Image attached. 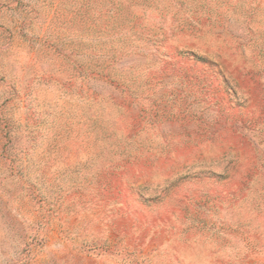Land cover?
I'll list each match as a JSON object with an SVG mask.
<instances>
[{
    "label": "rangeland",
    "instance_id": "rangeland-1",
    "mask_svg": "<svg viewBox=\"0 0 264 264\" xmlns=\"http://www.w3.org/2000/svg\"><path fill=\"white\" fill-rule=\"evenodd\" d=\"M0 264H264V0H0Z\"/></svg>",
    "mask_w": 264,
    "mask_h": 264
}]
</instances>
